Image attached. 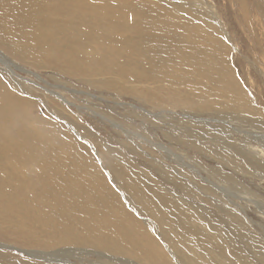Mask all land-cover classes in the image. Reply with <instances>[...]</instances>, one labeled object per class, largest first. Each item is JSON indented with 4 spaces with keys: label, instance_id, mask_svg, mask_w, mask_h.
I'll return each mask as SVG.
<instances>
[{
    "label": "rangeland",
    "instance_id": "374dc122",
    "mask_svg": "<svg viewBox=\"0 0 264 264\" xmlns=\"http://www.w3.org/2000/svg\"><path fill=\"white\" fill-rule=\"evenodd\" d=\"M27 1L0 0V88L21 98L30 126L72 143L110 191L106 216L83 227H51L52 198L32 204L38 229L11 226L0 210V264H264V0ZM45 37L92 56L65 65L37 42ZM217 60L234 91L217 86ZM22 168L27 179L43 174L31 160ZM80 175L65 161L50 178ZM126 212L139 246L65 240L92 226L110 234L109 215Z\"/></svg>",
    "mask_w": 264,
    "mask_h": 264
},
{
    "label": "bare ground",
    "instance_id": "6f19581e",
    "mask_svg": "<svg viewBox=\"0 0 264 264\" xmlns=\"http://www.w3.org/2000/svg\"><path fill=\"white\" fill-rule=\"evenodd\" d=\"M14 1H21V0H14ZM36 1L38 0H28L27 3L29 5L31 2H33V6H35L37 5ZM17 8H18L17 13L23 12L22 7L17 6ZM48 18L49 17H47V19ZM64 25H61L59 28L63 29L65 27ZM39 39L40 40L37 42L40 44H43L44 42H49L51 44L48 50L53 48L55 50H58L59 51L58 60H60L61 58L63 64L65 65H67L65 63L67 62L70 64H74L76 67L79 68V66H81L83 59H86V57H89L90 55L92 56V52L91 53L85 52L84 49H79V47L76 48L75 52H71L72 50L67 49V44H66L68 41L67 37H63V38L59 37L58 40H52L50 39V37L48 38L45 37L44 39L39 38ZM77 41H81V40L77 39L75 42L77 43ZM219 42L220 41L217 36V44ZM32 47L33 46H31V48ZM181 48H183V46H181ZM207 50L208 49L206 50L202 48L192 49L191 47L190 48L186 47V49L183 50V53L201 54ZM103 51L104 50L102 48V52ZM69 52L71 53L69 54ZM108 57L109 56L106 54L96 57L93 56L92 58H96V59L99 58L102 60L101 63H103V60H106ZM198 59L200 61L206 62L205 61L206 59L204 57H199ZM216 68H217V86L221 90L234 91L233 89H235V85L230 74L221 67L218 60H217ZM201 73L203 74V72ZM209 83L211 84V82ZM23 108H24V103L21 100V98L19 99L11 92H7L6 90L0 88V174L3 173L6 176L5 178H3L0 175V210H2L3 215L10 216V218L7 219V222H9L11 226H15V224L17 225L23 224V221L25 219L27 222L30 223L33 229L34 228L38 229L39 228L38 214L33 212L32 204L34 202H37L38 205H41L47 198H52L55 200L56 203L60 204L59 209L55 213L52 214L44 213L46 215L45 219L51 222L50 224L51 227L53 223L61 224L66 228H70L75 224L79 225L80 227H83L86 226L88 217L89 218L96 217L99 214H101V212L104 214V216H106V212H103V207H104L103 205L105 202L108 201L110 190L109 188L108 189L103 188L104 186L106 187L109 186L107 183L105 184V182L102 181L103 177L101 176V174L97 172L95 169L93 170L90 169L87 166V162H80V157L78 156L79 152L78 154H76L77 152L72 150L73 149L72 143H67L65 139L59 134L60 132L58 130H55V128L45 130L40 126H39L40 128L30 126L27 120H24L25 115L28 114H26L25 112L23 113L22 110ZM30 160L36 162L39 167L41 166L43 168V174L40 178L32 177L31 179H27L24 177L25 170H23L22 166L24 163H27ZM65 161H68L70 165L77 166L80 169L82 176L80 175L81 177H79L74 181L66 180L64 183L59 184L58 182H55L50 178V174L52 173L53 169L55 170L62 169ZM13 169L15 170L12 173H10ZM10 174L14 175V177H11L12 180L10 181V184H8L7 177H10ZM41 183L43 185H41ZM53 188L54 190H52ZM65 191L72 192L74 194L73 197L69 199H64L62 194ZM1 207H3L5 211ZM127 221L130 222L132 226L127 225L126 223ZM107 226L110 234H102L98 226H92L88 229L87 234L73 233V232L72 234L67 233L66 234L67 238L65 240L69 241L68 238L70 237L73 241L77 243H81L84 242L85 240L87 242L91 241L92 239L97 244L102 246H108L110 244H112L113 246H122L121 244L125 241V239L126 240L128 239L129 243L127 246L130 248H134L136 246L141 245V243L138 240V237L141 234L139 235L137 233V229L134 228V227L137 228V224L132 219L130 213L126 212L124 216H118L117 214L109 215ZM49 231H52V229L51 230L49 229ZM162 232L164 233V230ZM52 238L54 241L56 239V235L52 236ZM38 243L42 245L40 240H38ZM146 247L148 251L151 250L149 246ZM153 250H155V248ZM156 256H155V251H153L151 253V257L153 258L152 260H156L157 262L158 260ZM158 258H160V256ZM162 258L164 259V257ZM189 260L192 261V259L190 258ZM164 264H169V262Z\"/></svg>",
    "mask_w": 264,
    "mask_h": 264
}]
</instances>
